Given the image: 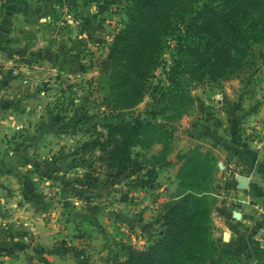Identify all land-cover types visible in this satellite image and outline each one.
Here are the masks:
<instances>
[{"label":"rangeland","instance_id":"rangeland-1","mask_svg":"<svg viewBox=\"0 0 264 264\" xmlns=\"http://www.w3.org/2000/svg\"><path fill=\"white\" fill-rule=\"evenodd\" d=\"M211 7H222V0H203L178 7V15L173 17L172 22L175 30L161 40L162 62L148 82L142 102L130 109L128 113L110 108L107 88L102 89L104 82L100 74L101 65L108 56L112 40L127 20L126 16L124 19L121 16L123 13L126 15L125 8L123 9L125 12L120 7L112 8L113 13L118 14V19L121 20V28L107 29L104 36L91 37L87 42L88 47L82 52L79 47L80 50L76 51L74 56L73 74L66 79H59L55 84L42 85L34 79L30 83L28 92L38 93L40 98L30 101L27 106L32 107L39 118L38 116L32 118L26 126L13 129L6 135L0 134V162H56L64 175L69 172L75 174H73L74 177L71 176L72 184L77 185L75 188L80 192L83 189L80 184L83 183L81 181L84 178L86 166L95 162L99 156L98 147L93 142L105 134L104 126L107 123L115 124L130 120L139 124L143 123L145 125L144 144L153 137L150 135L152 125H162L171 135L167 141L168 145L164 148L162 143L160 150L154 149V146L160 143L150 148L136 146L132 156L135 161L143 162L146 166L152 165V162L164 161L176 162L175 166L179 167L178 154L199 148L202 153L200 168L195 175L187 176L185 180H182V184H189L193 192L209 197L211 238L215 246H220L221 235H218L216 231V222L219 220V215L227 211L231 212L225 207L227 198L232 192L235 193L239 201L238 207L241 208L248 202L236 180L237 175L243 177L251 175L247 171L248 167L243 164V162H249L248 159L244 161V156L251 153L255 162L259 158L264 161V147L262 150L253 144L258 140L257 135L251 134L247 137V118L242 116L248 110L247 101L258 97V80L260 76L264 77V45L252 42V53L244 60H240L241 65H237L238 69L231 71L228 77L214 81L207 74L202 77L199 72L193 74V71L191 74L187 72L181 75L179 82L173 79L172 69L175 66L176 68L187 65L194 67L196 59L182 53L181 47L183 43H186L185 40H189L190 44L193 43L189 30L192 36L193 32H201V27L209 23L213 16L211 11L203 15L204 19L199 11L203 8L211 9ZM4 8V0H0V16L3 15ZM258 13L257 10L251 11L246 15L248 19L245 23L250 32H256V39L254 38L256 41L264 38V28ZM188 17L192 18V21H189ZM188 21L191 28L189 30L186 23ZM213 24L221 27L218 22L212 21V24L209 23L212 29L215 28ZM85 46H87L86 43ZM177 84L192 97V102L180 116L178 113L165 111L168 99L175 94L174 91L178 90ZM174 88L175 90L171 91ZM257 100L252 106L253 109L257 107ZM39 106H42L41 112L37 111ZM37 127L43 131L40 135L36 134ZM253 137L256 139H252ZM249 139H252L250 143ZM74 164H78L74 167L77 169L75 172L72 168ZM186 168L190 171V168ZM130 178L131 176L115 185L129 184ZM48 185L52 193L47 199L39 202L44 212L43 215H35L36 220L40 222L36 231L45 234L52 241L56 240L54 244L67 253L65 260L70 264L72 252L68 254V242L71 237L73 238L75 221L69 220L68 209L64 207L63 199L57 196L58 192L57 195L53 194L57 191V184L49 183ZM176 185L175 190L172 191L174 196L186 190L179 188V182ZM124 190L126 189L116 192L122 201H126ZM236 215L238 213L234 216ZM14 224L20 225V223ZM76 232L78 236L82 235L81 231L76 230ZM13 234L14 232L9 233V235ZM24 236L28 238L29 245L38 239V236L33 233L27 232L22 237ZM85 241H89L91 245L88 242L85 243L88 245V252L83 253L76 264L79 262L81 264H113L112 259L125 256L124 253L117 252V248H112L111 252L108 249V251L102 250L100 242L98 245L91 243L90 237H87ZM134 244L143 249L147 247L144 243ZM208 262L209 264H264V259L255 261L251 256L228 253L224 256H210Z\"/></svg>","mask_w":264,"mask_h":264},{"label":"crops","instance_id":"crops-1","mask_svg":"<svg viewBox=\"0 0 264 264\" xmlns=\"http://www.w3.org/2000/svg\"><path fill=\"white\" fill-rule=\"evenodd\" d=\"M128 1L4 0V13L0 16L1 135L26 126L38 116L27 106L40 98L38 93L28 92L33 79L42 85L55 84L73 74L75 52L79 47L84 51L91 37L104 36L107 29L117 30L122 24L112 8L123 10ZM121 16L124 19L125 13ZM258 82L257 107H252L255 100L247 101L248 110L242 116L247 118V137L257 135L258 140L253 144L263 150L264 77L260 76ZM37 111L41 112L42 106ZM37 128V135L43 133ZM156 148L160 150L162 143L156 144ZM246 155L244 161L249 162L243 164L251 173L246 176L249 189L244 191L248 202L238 207L239 211H227L218 216L219 256L229 253L259 261L264 259V247L254 242L253 233L264 224V161L259 158L255 162L251 153ZM170 163L152 162L147 167L154 172L146 169L141 174H132L129 184H107L91 189L84 192L83 195L89 197L85 199L79 195L77 185L72 184L71 176L75 174L64 175L56 162H0V250L14 248V254L0 252V260L4 262L1 264H68L67 253L54 244L56 240L36 231L40 222L35 215L44 212L39 202L52 193L49 183L57 184L53 194L58 192L57 196L68 209L69 220L75 221L73 238L68 242V254L72 252L70 264H76L80 256L88 252L87 237L91 243L100 242L104 251L117 248V252L123 253L126 247L133 246L143 249L134 243L148 246L156 238L166 206L177 199L172 191L178 183L179 168L176 162ZM77 165L72 166L74 172ZM123 188L126 201L119 199L116 193ZM236 213L238 215L234 216ZM76 230L82 235L78 236ZM10 232L14 234L9 235ZM27 232L38 236L30 245L28 238L22 237Z\"/></svg>","mask_w":264,"mask_h":264},{"label":"trees","instance_id":"trees-1","mask_svg":"<svg viewBox=\"0 0 264 264\" xmlns=\"http://www.w3.org/2000/svg\"><path fill=\"white\" fill-rule=\"evenodd\" d=\"M202 1H128L125 6L127 20L112 40L108 56L100 68L104 82L102 89L107 88L110 108L128 113L142 102L148 82L162 62L161 40L175 30L172 22L173 17L178 15V7ZM209 10L213 14L209 23L218 22L221 27L213 24L215 28L212 29L208 23L201 27V32H193L191 36L189 21L192 18L188 17L187 29L193 43L185 40L181 49L182 53L193 56L196 60L194 67L175 66L172 69V77L178 82L181 75L187 72L191 74L193 71V74L199 72L202 77L207 74L214 81L228 77L231 71L238 69L237 65H241L240 60L252 53V42L264 45V38L254 40L256 32H250L245 24L248 19L246 15L257 10L264 28V0H222V7L203 8L199 13L203 16ZM174 90L175 88L171 91ZM173 93L175 94L168 99L165 111L178 113L180 116L192 102V97L183 91L181 85ZM104 129L105 134L93 142L98 147L99 156L95 162L86 166L83 186L80 185L83 189L79 195L85 199L89 197H85L84 192L91 189L110 183L120 184L132 174H141L146 169L154 172L153 168H147L143 162L135 161L132 151L136 146L150 148L156 143H163L165 148L171 138L166 128L154 124L150 132L153 137L144 144L145 125L134 120L107 123ZM201 156L199 148L177 155L180 161L177 173L179 188L186 190L166 206L156 238L144 249L126 247L123 250L125 256L114 258L113 264H209L210 256H219L220 246H215L211 238L209 197L193 192L189 184H182L187 176L191 177L198 172ZM0 252L14 254V248Z\"/></svg>","mask_w":264,"mask_h":264},{"label":"built area","instance_id":"built-area-1","mask_svg":"<svg viewBox=\"0 0 264 264\" xmlns=\"http://www.w3.org/2000/svg\"><path fill=\"white\" fill-rule=\"evenodd\" d=\"M238 199L235 193H231L225 202V207L227 210L232 212L238 208ZM253 240L256 244L264 247V224L259 226L258 229L253 233Z\"/></svg>","mask_w":264,"mask_h":264},{"label":"water","instance_id":"water-1","mask_svg":"<svg viewBox=\"0 0 264 264\" xmlns=\"http://www.w3.org/2000/svg\"><path fill=\"white\" fill-rule=\"evenodd\" d=\"M236 180L239 184V188L241 189V191H246L249 189V180L246 177L243 176H236Z\"/></svg>","mask_w":264,"mask_h":264}]
</instances>
